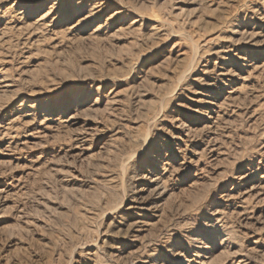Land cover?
Here are the masks:
<instances>
[{"label": "rangeland", "instance_id": "obj_1", "mask_svg": "<svg viewBox=\"0 0 264 264\" xmlns=\"http://www.w3.org/2000/svg\"><path fill=\"white\" fill-rule=\"evenodd\" d=\"M0 264H264V0H0Z\"/></svg>", "mask_w": 264, "mask_h": 264}, {"label": "bare ground", "instance_id": "obj_2", "mask_svg": "<svg viewBox=\"0 0 264 264\" xmlns=\"http://www.w3.org/2000/svg\"><path fill=\"white\" fill-rule=\"evenodd\" d=\"M136 198V197H135ZM135 200V199H134ZM137 200V199H136ZM132 202H135V201H132ZM138 202H141V201H138ZM128 208V207H127ZM130 208H132V209H134V207L132 206V207H130ZM137 208V207H136ZM142 209V208H141ZM136 212H138L137 210H136ZM135 212V213H136ZM141 215V214H140Z\"/></svg>", "mask_w": 264, "mask_h": 264}]
</instances>
